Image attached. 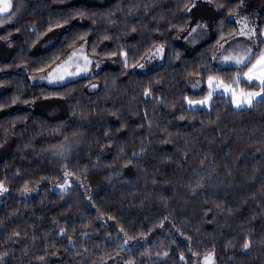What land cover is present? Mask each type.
Instances as JSON below:
<instances>
[{
	"label": "trees",
	"instance_id": "16d2710c",
	"mask_svg": "<svg viewBox=\"0 0 264 264\" xmlns=\"http://www.w3.org/2000/svg\"><path fill=\"white\" fill-rule=\"evenodd\" d=\"M209 1L214 35L188 52L177 39L194 0H11L10 18L0 16L12 36L0 62V148H11L0 160L10 191L0 204L2 264H202L211 255L214 264H264V103L237 109L217 94L209 109L186 105L207 93L209 75L231 83L240 73L215 57L239 31L242 2ZM58 29L50 48L33 52ZM263 29L264 13L256 56ZM84 41L90 56L117 64L32 84L30 74ZM161 44L162 64L135 70ZM46 100L63 101L65 115L25 107ZM68 180L69 190H54Z\"/></svg>",
	"mask_w": 264,
	"mask_h": 264
},
{
	"label": "rangeland",
	"instance_id": "374dc122",
	"mask_svg": "<svg viewBox=\"0 0 264 264\" xmlns=\"http://www.w3.org/2000/svg\"><path fill=\"white\" fill-rule=\"evenodd\" d=\"M75 1H83V2H88V3H105L110 0H75ZM195 7H191V11L187 10V13L191 17V21L189 23L188 28L181 33L178 36L177 43L180 46H183L187 49L188 52H192L196 50L200 45H202L204 42L208 41L210 38L213 37L214 35V21L217 15V9L215 8V5L212 4L209 0H194ZM12 5V4H11ZM12 8V6H11ZM9 9V12L11 10ZM11 13V12H10ZM10 13H3L0 14L2 18H8ZM264 13V0H243L241 3L240 8L236 12V14L233 16L234 20L239 25V31L238 33L228 39L222 42L216 51V57H215V62L216 65L218 66L219 64H228L235 66L236 65L232 62H222L224 57L227 56H240L244 55L246 49L251 48L254 53H256L258 49V40H257V25L259 22V16ZM246 18V19H245ZM245 23L247 24V27H244ZM198 24L204 25V27H197ZM193 28L196 29L195 32L191 31ZM250 29H255L256 30V36L254 38H249V30ZM2 27L0 26V62L8 59L11 55L12 52V47L10 44V41L12 39V36H4L2 34ZM63 29H58L53 32H51L49 35H47L45 38H43L33 49L34 53H39L47 50L50 48L60 37ZM264 31V29L262 30ZM264 39V37H261ZM223 45V47H221ZM81 46H83V49L81 50ZM159 46V45H158ZM157 48V47H156ZM156 48L153 50V52H156ZM75 52L76 55L72 57L71 60H68V57ZM152 52V53H153ZM260 52H264V49L261 50ZM152 53H150L142 63L144 67L141 68L139 65L135 68V70L139 72H148L151 71L158 66L162 64L163 61V53H158L155 57L152 56ZM260 54V53H259ZM259 54L257 56H259ZM84 57H87V59L91 60L92 63L90 65H87L88 67V73L87 75L80 74L76 75L74 77H69V73L71 72H77L80 69H82L85 66V60ZM125 59V58H124ZM68 61L66 64H62L63 61ZM99 63V67L96 66V64ZM252 63H255V59L252 61ZM117 64V61L113 58H98V57H92L87 53L86 50V42H82L79 46H77L75 49L70 50L66 56L58 62L55 66L52 68L40 72V73H35V74H30V79L32 84H46L50 86H56V85H62L70 81H74L83 77H88V76H93L97 72H99L102 68L106 66H115ZM57 65H61L60 67H57ZM251 65H249L250 67ZM55 69V71H53ZM245 72L247 71V68L244 70ZM21 72H27L26 68H22ZM51 73V75H49ZM63 76L65 79L62 82H57V83H49V79L53 81H57L59 77ZM237 76H243V73L240 72L237 74ZM41 77H47L46 79H41ZM218 78V77H217ZM218 80H221L218 78ZM243 83H248L246 80H241L239 84L233 85V87L236 89L237 94L240 93L241 90L244 92H253V91H259V88L257 87H252V88H247L243 86ZM255 83V82H254ZM95 84L96 87L92 88L91 85ZM89 86L90 90H96L98 88V84L92 83ZM208 91H209V86L208 82L206 81ZM223 84H231L228 82L223 81ZM198 88V89H197ZM200 87H193V90L198 92ZM207 93L204 96H201L199 98H188L186 101V105L190 109H200V108H207L209 109L214 102V96L213 100L210 101L209 106H200L198 104H194L192 106H189L188 100H193V101H199L202 100L205 96H207ZM227 96V95H226ZM259 99V98H256ZM256 101H253V104ZM58 104V108L54 107ZM26 108H29L35 112H42L48 115H57V116H63L66 113L65 109V104L63 101L60 100H46V101H39V102H32L25 106ZM60 107V108H59ZM235 107V106H234ZM57 108V109H56ZM236 108V107H235ZM18 108H15V110ZM10 145H5L4 147L0 148V160L5 159L8 157L10 153ZM0 184H3L4 187L8 189L7 192H4L3 194H0V204L9 196L10 191L8 186L0 181ZM71 187V182L68 180L62 184H58L57 186L54 187V190L57 192H65L69 190ZM210 257L208 261L203 259L202 264H214V258L213 255L207 256Z\"/></svg>",
	"mask_w": 264,
	"mask_h": 264
},
{
	"label": "snow or ice",
	"instance_id": "6c2138e0",
	"mask_svg": "<svg viewBox=\"0 0 264 264\" xmlns=\"http://www.w3.org/2000/svg\"><path fill=\"white\" fill-rule=\"evenodd\" d=\"M242 2V0H241ZM11 0H0V14L3 13H9V9L11 8ZM187 7V6H186ZM191 7H195V3L192 4ZM191 7H188L187 10L191 11ZM10 18V17H9ZM246 19V18H245ZM4 20L0 19V23H3ZM197 27H204L202 24H198ZM244 27H247V24L245 23ZM191 31L195 32L196 29L193 28ZM261 37H264V31H261L260 33ZM256 36V30L250 29L249 30V38H254ZM4 38V37H0ZM106 39L108 37H105ZM261 44H264V39H261L259 41ZM223 47V45H221ZM164 45H159L156 48V52L152 53V56L155 57L158 53L163 52ZM83 49V46H81V50ZM76 53L73 52L69 57L68 60H71L73 56H75ZM122 56L125 58L124 63L127 67V53H122ZM253 59H255V63H252ZM85 60V66L80 69L77 72H71L69 73V77H74L76 75L84 74L87 75L88 73V67L87 65H90L92 63L91 60L87 59V57H84ZM68 61H63L62 64H66ZM222 62H232L236 65L237 71L242 72L243 76H236L232 79L231 84H223V81L218 80L216 76L209 75L207 77V82L209 86V91L207 96H205L202 100L199 101H193L188 100L189 106H192L194 104H198L200 106H209L210 101L213 100L214 95H227L230 97L229 102L234 104V106L237 109H244L246 107H252L253 101L255 100L256 103H264V52H260L259 56H256V54L253 52L251 48L246 49L244 55L240 56H227L224 57ZM249 65H251L249 67ZM61 65H57V67H60ZM97 67H99V63L96 64ZM139 67L143 68L144 65L140 64ZM247 68V71L245 72L244 69ZM55 71V69H53ZM51 75V73H49ZM47 77H41V79H46ZM65 78L63 76L59 77L57 81H53L49 79V83H57L62 82ZM246 80L248 82V85L251 87H257L259 88V91H253V92H244L243 90L240 91L239 94H237L236 89L233 87V85L239 84L241 80ZM255 82V83H254ZM199 81H197L196 85H193V87L198 86ZM92 88H95L96 85L92 84ZM146 97L151 96L150 91L145 92ZM259 98V99H256ZM15 101H13L14 103ZM183 119V117H181ZM66 175H70V173H66ZM8 189L3 186V184H0V194H3L4 192H7ZM29 191L27 186H25V192ZM61 234L65 235L66 233L64 230H61ZM127 243V241H125ZM245 249L249 247L248 243H245L243 246ZM167 255V253H165ZM210 257H205V260L208 261ZM43 259V257H41ZM183 259V256L181 257ZM0 264H2V261H0Z\"/></svg>",
	"mask_w": 264,
	"mask_h": 264
},
{
	"label": "crops",
	"instance_id": "0c3cea01",
	"mask_svg": "<svg viewBox=\"0 0 264 264\" xmlns=\"http://www.w3.org/2000/svg\"><path fill=\"white\" fill-rule=\"evenodd\" d=\"M225 66H232V65H228V64H219L218 67H225Z\"/></svg>",
	"mask_w": 264,
	"mask_h": 264
}]
</instances>
